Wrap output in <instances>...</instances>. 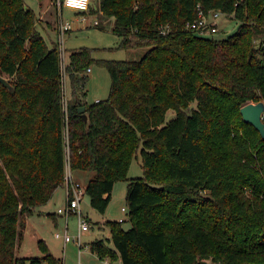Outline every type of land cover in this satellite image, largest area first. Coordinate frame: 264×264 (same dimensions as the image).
<instances>
[{
  "label": "trees",
  "instance_id": "16d2710c",
  "mask_svg": "<svg viewBox=\"0 0 264 264\" xmlns=\"http://www.w3.org/2000/svg\"><path fill=\"white\" fill-rule=\"evenodd\" d=\"M94 1L89 13L112 20L119 47L147 50L138 59L69 50L65 109L57 42L47 44L40 29H49L24 0H0V73L9 84L0 82V264H61L43 239L39 255L16 248L67 167L94 172L84 193L100 213L115 181L128 180L130 226L104 221L110 238L89 243L101 259L264 264V137L240 112L264 101V0ZM215 9L237 22L228 36L187 27ZM93 63L111 81L107 98L89 103ZM138 152L143 175L129 178Z\"/></svg>",
  "mask_w": 264,
  "mask_h": 264
},
{
  "label": "rangeland",
  "instance_id": "374dc122",
  "mask_svg": "<svg viewBox=\"0 0 264 264\" xmlns=\"http://www.w3.org/2000/svg\"><path fill=\"white\" fill-rule=\"evenodd\" d=\"M27 7H30L37 17V25L49 30L40 29L48 45L52 44V39L57 42L58 54L61 63V81H62V98L63 105L66 109L67 101L70 94L69 78L66 73L67 55L69 50L87 46L93 48V56L96 58L106 59H138L147 50V47L139 48H121L119 47L120 37L111 29V19L103 20L101 16L95 13H85V20H81V13L76 12L75 9L61 5L60 0H24ZM95 6V1H90V6ZM62 7V9H61ZM97 19L101 26L94 24ZM61 21H69L70 28L61 32ZM237 27V22L231 16H223L218 21V31L213 33L217 38L226 37L231 34ZM55 28V31H50ZM91 70L87 71L88 78L85 84L87 102H94L96 99L107 98L110 90V75L107 69L96 63L91 65ZM2 76L8 77L2 73ZM196 105L195 102L192 104ZM175 116V111L169 109L166 113V121ZM67 135V130H66ZM68 171V167H67ZM74 171V179L79 181L84 187L87 180L85 177H78ZM91 177L94 175L93 171H84ZM143 175V168L141 166V155L138 152L137 156L133 158L128 168V177H138ZM88 177V178H89ZM128 180H116L112 189L111 199L107 205L104 213L96 211L89 202V197L84 193L80 208L85 218L90 216V227L88 232H83L81 235V242L83 244L81 253L74 242L67 243L64 248L62 238L55 236V232L64 230L65 219L59 218L58 224L53 223V215L47 214L59 205H63V186L59 187L53 198L49 201L48 209L42 204L36 210H44L42 214L35 212L29 219L28 228L25 230V237L22 245L16 251L18 256L25 254H33L35 252V242L37 235L45 238L54 254L61 259V264H102L98 260L97 254L90 250L89 243L95 238H110L109 227L105 224L103 219L119 220L123 218L122 225L124 228L130 226L127 211L122 210V207H127L126 192ZM46 210V211H45ZM24 231V230H23ZM68 232L73 235H78L77 216L72 214L68 218ZM37 234V235H36ZM20 242V241H19ZM18 242V244H19ZM112 245L110 242H107ZM97 255V256H95ZM116 261V260H114ZM118 263V261H116ZM119 264L121 262L119 261Z\"/></svg>",
  "mask_w": 264,
  "mask_h": 264
},
{
  "label": "built area",
  "instance_id": "2783aa9c",
  "mask_svg": "<svg viewBox=\"0 0 264 264\" xmlns=\"http://www.w3.org/2000/svg\"><path fill=\"white\" fill-rule=\"evenodd\" d=\"M61 5L75 9L76 12L81 13V20H85V14L90 6V0H60ZM228 16L220 10H210L207 14L202 11L199 12L198 17L192 22L187 24V27L195 29L200 33H215L218 31V21L221 17ZM94 24H98V20H94ZM61 32L70 28L69 21H61ZM90 70V67L87 68V71ZM98 100V99H97ZM96 100V101H97ZM84 195V187L78 181H73L69 175V170L67 171L66 179V204L64 206L58 207L57 212L63 215L65 219L64 230L62 232H55L56 237H61L65 243L74 242L80 248L82 246L81 242V233L89 229L90 221L83 216L80 211V201ZM122 210H126L123 206ZM74 213L77 216L78 222V235L73 236L68 232V218ZM120 218L119 220H122Z\"/></svg>",
  "mask_w": 264,
  "mask_h": 264
},
{
  "label": "crops",
  "instance_id": "0c3cea01",
  "mask_svg": "<svg viewBox=\"0 0 264 264\" xmlns=\"http://www.w3.org/2000/svg\"><path fill=\"white\" fill-rule=\"evenodd\" d=\"M85 14V13H84ZM90 70H91V68H90ZM89 70V71H90ZM97 100V99H96ZM69 175H70V177H71V179L73 180V181H77V180H75L73 177H74V173L73 172H70L69 171ZM75 175H77L78 177H85V179H88V177L90 176L88 173H85L84 171H77L76 172V174ZM79 182V181H78ZM80 183V182H79ZM61 186H63V201H64V204L63 205H59L58 207H61V206H64L65 204H66V201H67V199H66V182L63 184V185H61ZM61 186H59V187H61ZM59 187H57L56 189H55V191H54V193H53V195H52V197L47 201V203H45V205H44V207L45 208H43V209H48V204H49V201L53 198V196H54V194H55V192H56V190L59 188ZM81 202V201H80ZM58 207L57 208H55V210L53 209L51 212L49 211V210H47L48 212H47V214H52L53 215V223L54 224H58V222H59V218L60 217H63V215H61V214H59L58 212H57V209H58ZM79 207H80V205H79ZM44 210H42V209H39V210H36L35 212H38V213H40V214H42V212H43ZM46 211V210H45ZM80 211H81V208H80ZM81 213H82V211H81ZM72 214H74V213H72ZM71 214V215H72ZM33 215V214H32ZM32 215H30L27 219H26V224H25V228H24V234H23V238L21 239V241L19 242V244L17 243V248H16V251L18 250V248L22 245V242H23V240H24V237H25V230L28 228V224H29V219L31 218V216ZM87 219L90 221V216H87ZM108 219V218H107ZM106 218L105 219H103V220H101V221H105V220H107ZM91 222V221H90ZM89 231V229L88 230H86V231H83V232H88ZM60 232V231H59ZM82 232V233H83ZM82 233H81V235H82ZM37 235V234H36ZM58 238H61V237H58ZM39 239H43L45 242H46V244H47V246H48V248H49V250H50V252L55 256V257H57V258H59L58 256H56V254H54L53 252H52V250H51V248H50V246H49V244H48V242H47V240L45 239V238H43V237H41V236H38L37 235V239H36V242H35V252H33V254H25V255H23V256H35V255H39L40 254V252H39V249H38V245H37V242H38V240ZM63 240V239H62ZM64 242V241H63ZM71 242V241H70ZM70 242H67V243H70ZM67 243H65L64 242V248L66 247V245H67ZM77 245V244H76ZM78 246V245H77ZM82 247H83V244H82V246L78 249L79 250V253H81V250H82ZM94 253V252H93ZM95 256H97V255H95ZM97 258H98V260H101V263L102 264H119V259L118 260H116V261H118V263L116 262V261H111L110 259H108V258H104V259H101V258H99L98 256H97ZM121 262V261H120ZM122 264V263H121Z\"/></svg>",
  "mask_w": 264,
  "mask_h": 264
},
{
  "label": "water",
  "instance_id": "95a60500",
  "mask_svg": "<svg viewBox=\"0 0 264 264\" xmlns=\"http://www.w3.org/2000/svg\"><path fill=\"white\" fill-rule=\"evenodd\" d=\"M0 82L4 83L5 85H9L7 80L1 75L0 73ZM84 106L79 108V111H83ZM241 115L245 122L252 124L255 129H257L260 134L264 137V122H263V115H264V101H257V102H248L241 106L240 108ZM86 119V115H82Z\"/></svg>",
  "mask_w": 264,
  "mask_h": 264
}]
</instances>
